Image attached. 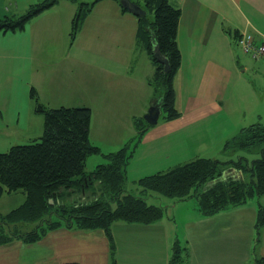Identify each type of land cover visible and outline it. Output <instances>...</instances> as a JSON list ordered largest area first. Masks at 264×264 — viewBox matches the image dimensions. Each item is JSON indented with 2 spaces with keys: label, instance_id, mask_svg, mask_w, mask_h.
Masks as SVG:
<instances>
[{
  "label": "trees",
  "instance_id": "obj_1",
  "mask_svg": "<svg viewBox=\"0 0 264 264\" xmlns=\"http://www.w3.org/2000/svg\"><path fill=\"white\" fill-rule=\"evenodd\" d=\"M101 1L77 6L71 22L72 39ZM110 1L119 7L122 14L128 13L119 0ZM130 1L146 12L145 16L137 19L135 43L154 67L147 85L153 90L156 104L160 105V119L175 120L180 117L173 83L181 64V52L176 41L181 11L170 0ZM57 2L45 0L29 5L19 16H5L0 19V33L23 31L32 18L53 8ZM149 13L154 16L152 21L147 19ZM226 32L233 45L237 46L239 33L234 31L232 35L230 31ZM153 46L168 61L167 72L154 57ZM30 92L31 98H35V90ZM35 110L44 117V131L40 139L30 144L13 145L0 153V198L4 193L25 194L23 204L7 214H0V245L15 240L33 244L48 232L65 228L100 230L112 250L111 225L118 222L150 224L163 217L164 208L149 204L148 193L176 202L195 198L202 216H211L226 208L264 197V147L256 152L260 157L252 160L245 157L236 161L195 158L144 176L134 182L140 190L136 194L126 189V170L144 134L152 127L143 118L133 119V137L116 152L104 155L106 163L87 171L88 156L101 154L100 148L92 145L89 138L91 109H50L37 103ZM263 144L264 126L253 124L242 128L226 141L223 148L226 151L230 147L249 150ZM204 186V189L198 190ZM84 196L87 200L79 202ZM263 227L264 207L259 204L255 221L257 236ZM187 258V247H181L176 240L168 264H186ZM111 264H114L113 259ZM257 264H264V259L257 260Z\"/></svg>",
  "mask_w": 264,
  "mask_h": 264
},
{
  "label": "crops",
  "instance_id": "obj_2",
  "mask_svg": "<svg viewBox=\"0 0 264 264\" xmlns=\"http://www.w3.org/2000/svg\"><path fill=\"white\" fill-rule=\"evenodd\" d=\"M107 1L103 0L98 5L96 4L84 24L93 16L92 13L98 10L99 18L89 21L91 22L89 24L98 26L107 44L132 42L134 47L143 51L135 43L137 19L129 13L122 14L121 11L118 13L115 8L119 7L117 5L114 7V3H105ZM170 1L181 11L176 33L177 45L179 35L186 38L188 45H190L188 47L190 59L185 61L184 55L181 53V64L173 83L176 108L180 113V117L172 121L163 120L158 125L160 122L159 115L157 123L150 125L152 127L144 134L131 160L138 158L140 154L152 151L155 147L163 146L167 147L166 152H168V155H172L169 152L170 150L182 147L176 146L174 148L181 139L184 145L187 144V146H184L186 149L183 150V155L189 154L192 156L194 153H198L188 151L187 147L198 148L211 145L216 137L214 139L210 138V131L206 129L205 125H201L205 120L207 121V118H213L222 113L226 89L233 78L232 70H234L228 63L231 62L229 45H233V43L229 33L225 30L228 27H225L224 24L233 28L239 35L251 33L255 37H264V0ZM101 4H106V8L102 9L100 7L101 9H98ZM106 11H113L114 16L135 24L133 32L120 27L118 32L110 33L106 24L107 18L105 15L103 16ZM67 56L75 69L79 68L80 64L86 67L85 61L81 62L78 58L74 59L73 55L70 54ZM101 58L110 61L111 66L108 65L106 75L110 79L109 82L113 83V87L118 79L119 82L129 83V76L133 72L129 75L127 63L122 60L123 57L120 53L113 52L111 47L107 46L106 53L101 54ZM34 59L30 21L21 32L0 33V86L3 84L0 91L4 94V100L0 98V149L13 146L12 141L6 143L9 136L1 134L5 120H10L13 125L21 124L20 127H25L24 131L29 130V122L25 121L31 112L29 92L34 89L38 95L36 86L33 83ZM88 60L95 67L100 70L103 69V65L93 58L89 57ZM1 61L8 64L9 69L7 72H5L3 64L1 65ZM259 62L264 64L263 60ZM110 72H115L118 79L112 74L109 75ZM153 73L154 69L151 74L146 76L144 83L149 87L151 96L145 95L144 100L141 98L139 103L142 104V101H147L143 116L147 114L151 106H154L156 101L153 98L152 88L147 85V79H150ZM16 87L19 88V92L21 91L20 94H17ZM81 106L88 107L83 103ZM20 113L23 115L21 123H19ZM91 114H93L92 110ZM132 115L130 123L133 122L134 118L139 117ZM9 126L7 125V127ZM40 131H42V126L39 129ZM184 131L186 132L184 133ZM170 143H173L172 147H169ZM3 152L5 151L0 153ZM162 153L164 155V152ZM170 160L172 159L168 156L164 157L160 165H165V167L159 169V165L156 166L157 172L174 167L175 165L168 166ZM182 163H185V160H181L179 164ZM128 169L129 164L126 170L127 178ZM137 180H134V182ZM86 200L87 198L84 196L78 201L85 202ZM259 204L264 207V197L255 201L251 200L241 206L226 208L211 216L198 215V219L191 223L188 233L182 230V238H185L184 243L188 247L186 264H257V260L264 259V227L260 229L259 236L256 235L255 229L256 212ZM163 220L164 216L150 224L118 222L116 226H121L125 233L132 231H137V233H140V231L152 232L156 238H154V242L149 243V248L165 255L163 263L158 262V264H168L169 260L166 259L171 256V240L175 237L176 230L173 231V228L172 232L169 229L164 230ZM188 224L189 222L185 223V225ZM159 229H163L161 234L157 233ZM257 238L261 247L258 245L256 251L254 245ZM158 240H161V242ZM144 246L145 243H142L141 247ZM139 249L141 248L138 246L137 250L139 251ZM111 254L112 250L109 242L102 231L59 228L48 232L33 244H24L15 240L0 245V264H111ZM144 256L147 257V255ZM158 256L159 254L156 255V261H158ZM148 264H152L151 261Z\"/></svg>",
  "mask_w": 264,
  "mask_h": 264
},
{
  "label": "rangeland",
  "instance_id": "obj_3",
  "mask_svg": "<svg viewBox=\"0 0 264 264\" xmlns=\"http://www.w3.org/2000/svg\"><path fill=\"white\" fill-rule=\"evenodd\" d=\"M43 1L45 0H0V19L5 16H19L23 14L29 5H35ZM94 1L58 0L53 8L30 20L35 57L33 61V83L36 86L38 95L36 94L35 98H31V92H29L31 112L25 120L29 122V130L24 131L25 127H20L21 124L13 125L10 120L3 122L4 130H1V134L9 136L6 143L12 141V145L30 144L34 140L40 139L44 131V117L35 110L37 103H41L50 109L83 107L81 106L83 103L93 111L89 135L90 142L92 145L98 146L101 151V154L88 156L86 170L90 171L97 165L107 162L104 155L109 152H116L133 137L134 129L132 123H130V117L131 114H133L132 116H143L147 101H142V104L139 103L141 98L144 100L145 95L151 96L149 87L144 83L146 76L151 74L154 68L145 53L134 47L132 42L114 44L105 42L102 31L98 29V26L89 24L91 23L89 21L99 18L98 10L92 13L93 16L90 20L82 25V29L77 33V36L72 39L73 37L70 35L71 22L77 6L81 3H92ZM105 3L114 2L108 0ZM100 7L105 9L106 4H101L98 9H101ZM114 7H116L115 3ZM115 9L120 13L119 8L116 7ZM104 15L107 18L106 24L110 33L118 32L120 27L133 32L135 24L129 22V20L114 16L113 11H106ZM153 17L150 13L147 15L149 21H152ZM224 26L228 27L225 29L226 31H230L232 35L234 34L233 28H230L227 24H224ZM178 39L180 52L183 53L184 60L187 61L190 59L188 53L190 45L182 35H179ZM107 46H110L113 52L117 51L121 54L122 60L127 63L129 75L133 72L129 76L131 79H129V83L119 82L115 72H110L109 75L112 74L116 77L118 82H115L114 87L113 83L109 82L110 79L107 78L106 72H108L110 61L101 58V54L106 53ZM229 46L231 49V62L228 63L234 70H232L233 78L226 89L222 113L213 118H207L208 122L205 120L201 125H205L206 129L210 131L209 137L212 139L216 137V140L207 146L187 147L188 151L198 152L192 156L189 154L183 155V150L186 149L184 146H187V144L184 145L182 139L174 148L176 146L182 147H176L169 151L172 155H168V152H166L167 147L164 146L155 147L148 153L140 154L138 158L129 162L126 184V189L129 192L138 194L140 190L134 180L157 172L158 169L155 167L158 165L159 169L164 168L165 165L160 164L166 156L172 159L168 164L169 167L179 164L181 160L190 161L194 157L219 161H236L239 157L252 160L260 157V154L256 152L260 151L264 144L249 150L230 147L229 151H226L223 148L226 141H229L232 136H236L242 128H247L253 124L264 126V64L254 61L248 55L242 53L240 47L232 44ZM68 54L73 55L74 59L78 58L81 62L85 61L86 67L80 64L79 68L75 69L74 65L70 63ZM89 57L102 64L103 69L100 70L95 67L88 60ZM1 62L5 72H7L9 69L8 64L5 61ZM10 67L13 68L12 65ZM0 88H3V84ZM18 90L19 88L16 87L17 94H20L21 91ZM0 98L4 100V94L1 91ZM156 103L157 100L154 105ZM22 117L23 115L20 113L19 123H21ZM160 123H162V119H160L158 125ZM7 125L10 126L7 127ZM41 126L42 131L39 132ZM188 130L190 131V129ZM172 145L173 143H170L169 147H172ZM9 147L1 148L0 152L7 151ZM162 152H164V155ZM205 187L198 190L200 191ZM253 200L255 201L257 198ZM24 201L25 194L22 192L4 193L0 198V214H7L23 204ZM147 202L164 208V220L162 222L164 230L169 229L170 232H172V228L173 231L176 230L171 245L173 246L177 238L180 246L185 247L182 230L188 233L191 223L197 220L198 215H200L196 199L190 198L176 202L148 193ZM186 222H189V224L185 225ZM116 225L117 223L111 225L109 231L112 238L111 260L113 259L114 264H148L149 261L152 264L163 263L165 255L149 248V243L154 242V238H156L152 232L140 231V233H137V231H132L125 233L121 226ZM161 232H163V229L157 231L159 234ZM158 241L161 242V240ZM257 242L255 241L254 245L256 251L259 245V242ZM142 243H145L144 247H141ZM138 246L141 248L139 251L137 250ZM259 247L261 246L259 245ZM157 254H159L158 261H156ZM144 255H147V257ZM169 258L170 256L166 260H169Z\"/></svg>",
  "mask_w": 264,
  "mask_h": 264
},
{
  "label": "water",
  "instance_id": "obj_4",
  "mask_svg": "<svg viewBox=\"0 0 264 264\" xmlns=\"http://www.w3.org/2000/svg\"><path fill=\"white\" fill-rule=\"evenodd\" d=\"M119 2L129 14L133 15L138 19L142 18L146 14V12L141 7L132 3L130 0H119ZM153 53L157 62L163 65V70L167 72L169 70L168 61L159 54L155 46H153ZM160 112L161 110L159 104L151 106L148 109L147 114L143 116V120L149 125H155L157 123Z\"/></svg>",
  "mask_w": 264,
  "mask_h": 264
},
{
  "label": "built area",
  "instance_id": "obj_5",
  "mask_svg": "<svg viewBox=\"0 0 264 264\" xmlns=\"http://www.w3.org/2000/svg\"><path fill=\"white\" fill-rule=\"evenodd\" d=\"M237 46L242 53L248 55L252 60H264V37H255L251 33H243L237 38Z\"/></svg>",
  "mask_w": 264,
  "mask_h": 264
}]
</instances>
